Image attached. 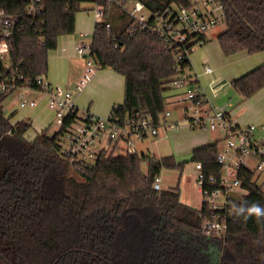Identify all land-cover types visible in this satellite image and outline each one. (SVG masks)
<instances>
[{"label":"trees","instance_id":"16d2710c","mask_svg":"<svg viewBox=\"0 0 264 264\" xmlns=\"http://www.w3.org/2000/svg\"><path fill=\"white\" fill-rule=\"evenodd\" d=\"M30 1L0 0V11L14 18L9 35L0 30L9 63L0 61V264H264V216L244 219L251 204L264 207V192L251 182L234 205L225 235L207 237L202 224L211 213L205 207L182 204L178 187L154 189L163 169L182 168L172 156H114L102 149L92 164L76 168L74 177L60 147L80 120L77 108L56 132L42 130L33 140L25 138L29 120L12 123L2 110L17 88L41 91L36 79L47 73V53L61 37L74 34L82 2L103 8L89 57L97 69L123 78V102L109 115L119 126L142 119L160 124L176 57L196 36H187L189 45L168 48L163 35L135 25L123 5L111 0H40L36 14L27 11ZM136 1L151 21L170 10L172 23L175 9L194 6L191 0ZM217 1L226 27L217 36L223 56L263 52L264 0ZM197 40L207 43L204 36ZM179 63L190 66L185 58ZM231 86L243 100L252 98L264 88V64ZM218 144L192 152V162H201L207 175L219 172Z\"/></svg>","mask_w":264,"mask_h":264},{"label":"built area","instance_id":"2783aa9c","mask_svg":"<svg viewBox=\"0 0 264 264\" xmlns=\"http://www.w3.org/2000/svg\"><path fill=\"white\" fill-rule=\"evenodd\" d=\"M40 0H31L27 11L31 14L39 12L36 4ZM118 5H123L126 14L134 21L135 25L142 28H149L151 31L163 35L165 42L170 48L172 44L187 43V36H196L194 44L182 50L176 57L174 71L175 78L171 87L179 92L178 102L182 105V117L186 126L191 131H220L223 137L219 140L222 146L219 147L216 155V164L219 172L216 175H207L203 172V164L195 163L196 177L195 184L200 193L201 207H205L211 215L202 224V233L207 236L222 238L227 229V220L234 211L235 203L245 192L246 183L264 192V125L249 124L237 126L231 120L226 107H211L205 96L201 93L199 85L191 75L190 66H182L180 61L183 58L189 60V55L194 48L201 45L197 40L200 36L217 24L223 22L222 5L217 0H201L198 5L190 9H175L174 23L171 22L173 13L165 10L162 14L150 20V12L136 0H111ZM96 21H100L103 8L96 5L93 10ZM151 21V23H150ZM14 23V18L5 15L0 11V30L4 36L9 35L7 30ZM172 42V43H171ZM74 51L85 59V67L81 72L80 79L75 87L76 91H82L90 82L96 66L89 57L91 53L90 43H78ZM8 48L5 42L0 44V61L7 67ZM205 72H211L206 67ZM1 83V87H3ZM36 85L46 95L47 108L54 114L58 129L62 126L66 115L76 109L72 93L67 89L51 86L45 82L43 77H37ZM26 91H34L29 88H17ZM15 89V90H17ZM14 90V91H15ZM13 91V92H14ZM36 102L29 101L24 94L20 95V108H34ZM226 106H230L227 104ZM170 116L166 110L163 114V122L153 127L149 119L129 121L119 126L118 122L107 118H100L88 112L83 113L61 141L60 154L68 163L70 172L80 167H87L92 164L99 152L105 147H98L101 139L107 143L115 144L122 140L125 142L129 154L137 153L135 141H142L147 138H156L158 128L166 126L165 121ZM160 177L155 178L154 189L159 190ZM200 207V208H201ZM199 208V209H200Z\"/></svg>","mask_w":264,"mask_h":264},{"label":"rangeland","instance_id":"374dc122","mask_svg":"<svg viewBox=\"0 0 264 264\" xmlns=\"http://www.w3.org/2000/svg\"><path fill=\"white\" fill-rule=\"evenodd\" d=\"M201 0H191L192 3H196V5L199 4ZM82 9L80 13L76 14V25H75V31L73 35L66 36L67 41L71 42L72 47H75L77 43H90L94 31L95 23L97 22L95 19V15L93 13V10L95 9L94 5L91 2H82ZM225 24L222 22L220 24H217L215 27L208 30L204 38H207V43L201 44L196 46V48L193 50V52L189 55V59H192V55H195V60H200L199 58V51L204 48L206 51H209L210 54L213 53V51H219V46L217 42V36L222 33L225 30ZM86 37H84V35ZM52 51H48L47 53V73L44 76V79L47 80L48 72L50 71V62L54 63V60H50L49 57H51ZM76 61H71L73 65H78L75 63ZM79 63H83L85 66V61H78ZM193 62V59H192ZM198 62V61H197ZM200 63V62H199ZM196 64V63H195ZM194 66V64H193ZM259 66V65H258ZM51 71H52V65H51ZM75 77V76H74ZM74 77H72L71 82L68 80H59L57 83H52L51 86H58L61 88H68V91H71L74 93L73 95L76 98L77 105L79 107L78 110V116L80 117L82 113H85L86 110L90 112V114H93L100 118H105L108 116L109 111L106 102V95H108L107 90H105L103 85L104 83H101L104 87V90L100 94H97V92L92 91L91 93L84 90L81 94L76 93V89L74 86V83H78V81H75ZM48 81V80H47ZM101 87V88H102ZM94 90V89H93ZM99 90V87H97V91ZM25 90L23 89H17L14 92H12L3 102L2 109L4 111V114L9 117L11 113H14V120H29L31 122V128L26 133L25 138L28 140H33L36 135L37 131L40 130L43 127H40L41 124H45L47 126L50 124V130L53 131L57 128L55 117L52 112L50 113L49 109H47V102L40 101L38 107H36L34 110L26 108V109H20L19 108V95L25 93ZM90 91V90H89ZM176 92L175 90H168L165 92V96L168 94H173ZM27 94V93H26ZM36 94L40 95V92H36ZM78 94V95H77ZM258 94V92L256 93ZM256 94L254 96H256ZM44 95V94H42ZM253 96V97H254ZM74 97V98H75ZM104 97V99H103ZM35 100L36 97H33ZM46 99V97H45ZM248 100H243L237 92L234 90V88L230 85L225 90L221 91L220 94L215 98L212 99V104L215 107L221 108L226 107L227 111H230L232 113V116L234 119H236L237 111L239 108L243 107L245 103ZM38 102V101H36ZM227 104H230V106H226ZM98 111H96V109ZM85 110L84 112L82 110ZM96 111V112H95ZM244 113L240 114L242 116ZM174 111H172V117H174ZM264 123V121L262 122ZM185 124V123H184ZM50 131V133H52ZM175 137H170L169 135L166 138H162V131L160 132L159 138H152V139H144L142 141H135V150L137 153L143 152L146 153L151 150V152H154L157 156H163L166 157L167 155L172 154L175 162L177 164H182L181 169H163L160 172L159 177L161 178V182L159 183L160 189L167 190L170 188L178 187L180 193L184 194L186 196V202L191 204L192 206L199 208L200 207V193L197 189V186L195 184V177H196V170H195V163L192 162V146H196L198 142H200V138H202L203 141L207 142L208 145L218 142L222 137L223 133L220 131H188V129H182L181 131L177 130L174 132ZM158 137V136H157ZM205 137V139H203ZM198 141V142H197ZM104 146L105 149L109 152H112L114 156L121 155L125 153L127 146L124 141L120 140L115 147V143H107L104 138L101 139V142L99 145L96 146V148ZM219 147H221L223 144L220 141ZM195 148V147H194ZM175 153V154H174ZM162 154V155H161ZM177 159H175V157ZM144 169V167H142ZM75 170V169H74ZM72 176L75 177V171L70 172Z\"/></svg>","mask_w":264,"mask_h":264},{"label":"crops","instance_id":"0c3cea01","mask_svg":"<svg viewBox=\"0 0 264 264\" xmlns=\"http://www.w3.org/2000/svg\"><path fill=\"white\" fill-rule=\"evenodd\" d=\"M75 25H76V18H75ZM86 35L87 34H85L84 37H86ZM70 45H71V42L67 41L66 36H63L59 39L56 49L51 50L53 53L51 54V57H49V59L54 60V63L50 62V65H49L50 71L48 72V77H47L48 81L45 80V82L48 83L49 85H51L53 82L57 83V81L59 80H63V82L65 80H68L69 82H71V79L74 76H75L74 77L75 81H78L80 79L81 72L83 71L85 66L83 63H79L78 61L82 62V61H85V59L79 56L74 51L75 47H72ZM199 58L200 60H197V59L195 60V55H192L193 62H192V59L191 60L189 59L191 75L197 81L199 85V89L201 93L205 96L208 102V105L211 107H215L212 104V99H215L220 94L221 91L225 90L228 86H230L231 83L235 79L239 78L240 76L244 75L250 70L258 67V65L260 66L264 64V51L258 54H254V55H248L245 52H240L238 54L225 57L223 56L220 48H219V51L214 50L212 54H210L209 51H206L204 48H202L199 51ZM71 61H76L75 63H77L78 65L77 66L73 65ZM51 65H52V71H51ZM206 67L211 68V72L206 73L205 72ZM101 83H104L103 84L105 85L104 87L107 86L105 90H107L108 95H106L105 97L106 99L105 103L108 106V109L106 110L108 112L109 110L111 111L114 105H119V104H122L123 102L124 81L120 75L114 73L113 71L109 69H97L96 68L88 85L82 91L80 92L77 91L76 93L81 94L84 90L88 89L86 91L90 93L92 90V91L97 92V94H100L102 90H104V87H102L103 85ZM76 85H77V82L74 83L75 87ZM97 87H99L98 91H97ZM65 89L68 90L67 87ZM170 90H175V89L171 88ZM175 91L176 92H174L173 94H168L166 96V103H167L166 110L170 112V116L165 120L167 122V125L166 126L161 125L158 128V137H156V139L159 138L161 131H162L161 139L166 138L168 135L170 137H175L174 132H176L177 130L181 131L182 129H188L189 131V128L186 126V124H184V121H183V117L181 113L182 105L178 102L179 92L177 90ZM24 92L25 93L23 94L27 100L34 101V102L38 101L36 102V105H37L36 107H38L40 101L44 100L46 102L47 97L42 92H40V95L36 94L37 91H26L25 90ZM73 94L74 93H72L73 103L75 107L77 108V110H79V107L76 102L77 97H75ZM20 95H19V99H20ZM33 97H36V99L33 100L34 99ZM36 107L29 108V109L34 110ZM20 109H26V108H20ZM82 111L84 112L85 110L83 109ZM96 111H98V109H96ZM110 111L107 117H109ZM172 111H174V114H175L174 117H172ZM49 112L51 113V111ZM86 112L90 113L88 109L86 110ZM228 112L231 116V120L237 126L243 127L249 124L264 125V123H262L264 121V88L261 89L258 92V94H256V96L248 99V101L245 103L243 107L238 109V111L236 112L237 113L236 119L233 118L232 113L230 111ZM242 113L244 114L239 117V115ZM13 116H14V113H11L9 116L11 117L12 123L19 121V119L14 120ZM162 122H163V117H162ZM49 125L50 124L45 126V124H41L40 127H43V126L44 127L38 130L37 133L45 129H48L50 133L51 130H50ZM57 130H58V127L51 132L53 133V132H56ZM149 139H152V138H149ZM203 139H205V137ZM199 141L200 142L197 141L198 144L196 146L194 145L192 146L193 150L208 145L207 142L202 140V138H200ZM147 151L148 152L146 153H148L152 157H156V158L163 157V156H157L154 152H151V150L149 151V149H147ZM140 153H143V152H140ZM167 156L173 157L172 154L167 155ZM175 159L177 158L175 157ZM160 182H161V178H160ZM186 201H187L186 196L180 193V202L182 204L187 205L194 209H199L201 207V201H200L199 208L192 206Z\"/></svg>","mask_w":264,"mask_h":264},{"label":"clouds","instance_id":"9594fccd","mask_svg":"<svg viewBox=\"0 0 264 264\" xmlns=\"http://www.w3.org/2000/svg\"><path fill=\"white\" fill-rule=\"evenodd\" d=\"M255 215L257 218L264 216V207H261L259 204L253 203L246 211L244 219H247L248 216Z\"/></svg>","mask_w":264,"mask_h":264}]
</instances>
